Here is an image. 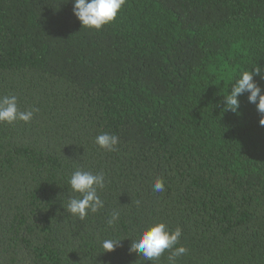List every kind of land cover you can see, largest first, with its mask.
Returning a JSON list of instances; mask_svg holds the SVG:
<instances>
[{
    "label": "trees",
    "instance_id": "1",
    "mask_svg": "<svg viewBox=\"0 0 264 264\" xmlns=\"http://www.w3.org/2000/svg\"><path fill=\"white\" fill-rule=\"evenodd\" d=\"M72 7L0 0V96L39 109L0 123V264H167L125 238L158 221L182 230L176 264H264V126L247 93L238 113L223 102L264 68V0H125L99 30ZM78 168L105 174L84 220L62 206Z\"/></svg>",
    "mask_w": 264,
    "mask_h": 264
},
{
    "label": "clouds",
    "instance_id": "2",
    "mask_svg": "<svg viewBox=\"0 0 264 264\" xmlns=\"http://www.w3.org/2000/svg\"><path fill=\"white\" fill-rule=\"evenodd\" d=\"M125 0H72V12L85 28L99 30L111 23L117 16ZM264 73V68L254 64L250 69L241 71L231 82L228 94L223 96L224 109L234 113L239 111V96L247 93V99L255 104L259 114V124L264 126V91L254 80V76ZM39 109L32 107L21 111L18 108L15 95L0 96V123L13 124L16 121L30 122ZM95 143L102 149L113 152L117 150L119 137L115 134L102 132L95 137ZM70 195L67 202L62 203L63 208L73 216L84 220L91 213H96L104 207L98 190L105 187V174L93 173L90 170L78 168L67 179ZM154 192L165 191L164 181L156 178L152 184ZM71 193L78 195L73 196ZM137 203H139L137 201ZM120 218V212L113 210L107 224L114 227ZM182 230L176 227L169 229L163 221L152 223L140 230L135 238H130L129 252H136L143 260L158 261L165 251H168L167 264H176L178 257L187 254L188 249L179 244ZM124 239V238H123ZM122 239H105L101 242L104 251H112L120 244Z\"/></svg>",
    "mask_w": 264,
    "mask_h": 264
}]
</instances>
